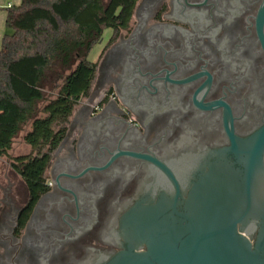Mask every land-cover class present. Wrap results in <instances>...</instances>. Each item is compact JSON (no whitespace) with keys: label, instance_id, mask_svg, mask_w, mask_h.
I'll list each match as a JSON object with an SVG mask.
<instances>
[{"label":"flooded vegetation","instance_id":"flooded-vegetation-1","mask_svg":"<svg viewBox=\"0 0 264 264\" xmlns=\"http://www.w3.org/2000/svg\"><path fill=\"white\" fill-rule=\"evenodd\" d=\"M203 1L137 0L130 24L111 31L88 93L49 152L45 191L32 197L14 170L0 185V264L99 263L119 251L118 222L144 186L153 180L173 190L167 175L141 158L121 155L78 176L84 169L102 168L123 151L145 154L162 162L184 191L208 151L232 147L224 106L193 104L208 77L169 82L174 66L167 63L176 67L171 80L206 70L212 82L201 104L221 98L228 105L233 137L248 139L264 126V48L255 29L264 0L188 5Z\"/></svg>","mask_w":264,"mask_h":264},{"label":"water","instance_id":"water-1","mask_svg":"<svg viewBox=\"0 0 264 264\" xmlns=\"http://www.w3.org/2000/svg\"><path fill=\"white\" fill-rule=\"evenodd\" d=\"M205 1L186 4L202 5ZM263 21L264 1L255 19L256 33L264 48ZM144 63L141 58L137 61L139 66ZM167 64L173 65L175 71L174 63ZM173 72L165 76L173 83L208 77L194 93L193 104L202 110L224 106L223 125L232 147L208 151L184 191H180L162 162L145 154L123 151L102 168L84 169L78 176L86 170L104 169L116 157L128 155L155 164L173 187L171 192L164 191V186L153 180L144 186L118 222L115 238L119 251L102 255L96 264H264V126L248 139L233 137L235 118H231L228 105L221 98L201 104L212 82L206 70L182 80L168 79Z\"/></svg>","mask_w":264,"mask_h":264},{"label":"trees","instance_id":"trees-1","mask_svg":"<svg viewBox=\"0 0 264 264\" xmlns=\"http://www.w3.org/2000/svg\"><path fill=\"white\" fill-rule=\"evenodd\" d=\"M136 1L21 0L5 9L0 43V158L7 156L15 136L29 125L23 141L35 154L13 158L10 167L32 197L45 191L49 152L62 139L74 107L91 87L96 64L87 60L90 50L104 30L115 34L130 24ZM51 75L59 84L55 97L46 99L44 83Z\"/></svg>","mask_w":264,"mask_h":264},{"label":"rangeland","instance_id":"rangeland-1","mask_svg":"<svg viewBox=\"0 0 264 264\" xmlns=\"http://www.w3.org/2000/svg\"><path fill=\"white\" fill-rule=\"evenodd\" d=\"M104 1L106 2L107 0ZM4 12L5 11H2V13H0V16L1 14L3 15ZM0 24H1V17H0ZM110 35H111V29L104 30L100 41L96 43L90 50L87 56L88 61L92 63H96L98 61L99 55L103 49V45L109 39ZM58 84L59 83L56 82L55 75L54 76L51 75L49 76V78H47V81L44 83V94L46 96V99H52L55 97ZM83 99L84 98H81V100ZM44 104H45L44 102L39 103L38 106L42 108ZM28 130H29V125L22 127L21 131L15 136L11 150L8 152L7 156H3L0 158V185L2 186H5V177H12L11 175L12 168L10 167V165L13 158L35 154V152L32 151V148L29 145L25 144L23 141V137L28 132Z\"/></svg>","mask_w":264,"mask_h":264},{"label":"crops","instance_id":"crops-1","mask_svg":"<svg viewBox=\"0 0 264 264\" xmlns=\"http://www.w3.org/2000/svg\"><path fill=\"white\" fill-rule=\"evenodd\" d=\"M21 2V0H0V13H2V11H5L6 8L10 7V6H17L19 5ZM1 24H0V43H1V39L3 34L5 33V17H6V11L3 13V15L1 14Z\"/></svg>","mask_w":264,"mask_h":264}]
</instances>
